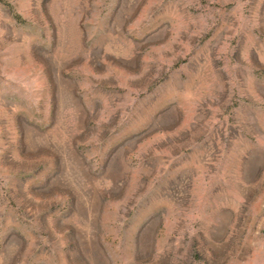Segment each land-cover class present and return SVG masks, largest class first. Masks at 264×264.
<instances>
[{
  "label": "rangeland",
  "instance_id": "obj_1",
  "mask_svg": "<svg viewBox=\"0 0 264 264\" xmlns=\"http://www.w3.org/2000/svg\"><path fill=\"white\" fill-rule=\"evenodd\" d=\"M0 264H264V0H0Z\"/></svg>",
  "mask_w": 264,
  "mask_h": 264
}]
</instances>
